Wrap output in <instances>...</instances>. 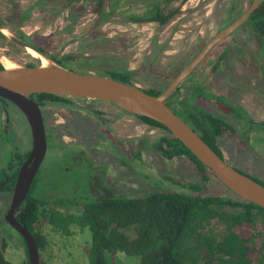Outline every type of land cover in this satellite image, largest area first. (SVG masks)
Segmentation results:
<instances>
[{"label":"flooded vegetation","instance_id":"obj_1","mask_svg":"<svg viewBox=\"0 0 264 264\" xmlns=\"http://www.w3.org/2000/svg\"><path fill=\"white\" fill-rule=\"evenodd\" d=\"M192 1L126 0L124 1L125 4L127 3L125 6L115 10V14L120 17V25H150L156 28L150 48L153 55L148 58L154 62L149 63L147 69L153 68L154 72L168 76L167 78L171 81L164 91L174 80L171 77L181 68L179 64L182 61H190L186 65L188 66L212 38L233 23L229 19L235 11H239L237 6L235 8L231 5L233 2H237L238 6L241 5L242 11L253 3L250 4L251 0H199L197 5L191 6ZM113 4L114 0H105V11L110 12ZM14 10V17H17L15 21L13 16H5L0 13V28L9 31L36 49L42 48L32 35L26 34L24 14L17 13V9ZM154 10H157L158 19L149 21H142L141 17L140 19L136 17L135 20L130 19L133 14L143 15L147 11L153 12ZM246 36H249L248 38H251L256 44V53L260 58L264 53V43L256 38L246 22L230 36L223 39L206 56L197 66L196 71L180 84L176 96L184 94L187 97L192 92V86H196L202 81L204 84H200L204 86L205 91L221 94L228 101V104L222 107L215 101L206 102V107H201L208 112L222 116L235 129V132L230 136L218 137L217 148L221 153L220 157L239 172L264 185L263 177L258 175V173L261 174L260 166L245 163L241 156V154L252 153L259 161L264 159V149L262 148L260 152L257 151L260 149L258 144L262 140L264 143V136H262L264 134V69L251 70L252 65L249 62L252 60L254 52L249 51ZM174 43L189 47L182 49L183 51L179 54H168V51L173 50ZM0 50H4L3 56L7 59H24L26 55L22 51L25 50L22 45L2 33H0ZM165 59L174 62L169 64L170 68L166 70L167 74L162 73V70L165 71L164 67L157 66L160 65L159 61ZM233 60L239 61L241 66L246 69L249 78L252 76L253 80L236 87L231 86L229 93L227 90L219 88L220 86L216 84L217 81L214 84L213 81L218 70L219 72L223 70L221 63L218 66V62L227 64L226 62ZM207 61H210L209 64ZM0 64L3 66L1 61ZM24 64L27 67L31 65V63ZM186 66H183L182 70ZM225 66V71L231 72V69L227 65ZM155 69H161V71H155ZM129 70L133 71L134 77H136L137 70ZM197 77H203L204 80H199ZM189 78H193L190 84L187 83ZM241 93L252 95L254 106L251 107L246 96L242 97ZM176 96L169 103L175 112L179 110ZM54 97H41L37 100L31 98L40 109L47 140L46 155L34 177L31 188L35 187L43 192L51 190L49 201H45V203H51V208L60 211L77 210L81 206V202L89 197L91 191L99 198H105L123 195L137 196L172 187L167 181L160 180V178L164 180V176L167 174L161 173L158 178L160 181L155 182L157 184L154 183L155 187L152 191L141 194L134 191L137 187L139 164L147 160L145 153L148 148L155 150L154 142L156 140L148 137L145 144L139 146L138 128L141 121L139 115L123 110L114 104L90 98ZM13 109L22 115L24 121L22 124L14 120L16 112ZM0 116L4 119L0 126L2 130V134H0V166L8 168L17 164L20 172L32 149L30 125L24 113L9 101H0ZM141 122L148 128L152 127ZM23 133L30 139V146L26 149H22L17 140L18 136ZM224 139L233 142L232 158L225 156L226 148L224 149L221 144ZM178 158L180 157L174 159ZM243 165L249 169L241 168ZM144 177L150 178L148 175ZM66 185L67 187H64ZM63 189L68 191H63ZM66 205L73 207L65 208Z\"/></svg>","mask_w":264,"mask_h":264},{"label":"trees","instance_id":"obj_2","mask_svg":"<svg viewBox=\"0 0 264 264\" xmlns=\"http://www.w3.org/2000/svg\"><path fill=\"white\" fill-rule=\"evenodd\" d=\"M91 0H63L64 8L79 2ZM73 2V3H72ZM97 23L104 22L116 13L118 1L106 12L105 0H93ZM253 2L251 0L250 4ZM229 21H236L245 11L241 5ZM25 17V16H23ZM158 19L157 10L147 11L143 15H131L135 20ZM252 33L264 43V0L248 20ZM94 32L93 29L89 32ZM87 34V35H89ZM55 63L79 74H90L93 67L91 60H79L74 55L50 56L43 48H37ZM189 62L186 63V65ZM221 61L218 62V66ZM184 65V66H186ZM28 67H34L33 64ZM183 66L172 76V80L182 71ZM4 67L0 64V70ZM101 70H96L100 74ZM104 75L122 83L139 87L134 72L127 67L118 70H102ZM190 79V78H189ZM188 79V80H189ZM187 80V81H188ZM192 85V84H191ZM168 86V85H167ZM162 89L145 86L139 89L149 95L159 96ZM192 92L183 95L178 101L179 110L175 112L189 127L219 155L217 139L222 135L230 136L235 132L229 122L222 116L204 110L198 105L199 100L215 101L221 107L228 104L221 94L208 92L200 83L192 86ZM30 98H55L48 94H34ZM240 110V108H239ZM141 121L164 132L154 142V149L167 160L187 157L197 166L202 181L209 183L219 181L215 175L202 164L171 132L158 122L138 116ZM263 142V140H262ZM19 165L8 168L0 166V193L12 195ZM172 185L169 189L137 196H112L99 198L91 191L77 210H58L51 208L49 190L46 194H37L35 187L19 207L16 218L35 238L40 250L45 249L46 239L43 226L66 237L74 234L90 233L87 240L90 264H112L113 257L121 252L130 257H141L143 264H264V209L248 202L231 190L227 193L204 195L197 183L188 186L165 175L164 180ZM48 199V200H46ZM65 208L73 207L66 205ZM210 226L222 224L228 228L221 239L203 233L205 223ZM74 230V231H73ZM22 238V237H21ZM23 240V238H22ZM191 240L192 244L188 245ZM90 242V243H89ZM27 249V245L23 240ZM5 248V247H3ZM0 264H11L6 260L4 251L0 252ZM41 264V263H40Z\"/></svg>","mask_w":264,"mask_h":264},{"label":"rangeland","instance_id":"obj_3","mask_svg":"<svg viewBox=\"0 0 264 264\" xmlns=\"http://www.w3.org/2000/svg\"><path fill=\"white\" fill-rule=\"evenodd\" d=\"M115 1L116 0H114V2ZM117 1V7L127 4L124 3L126 0ZM62 2L63 0H0V13L5 16H13V18H15L14 21L17 20V17H14L13 14L15 12L14 9H17V13L24 14L25 20H22L26 23L24 24L26 34L32 35L50 56H65L70 54L76 56L79 60L87 58L91 60V64L93 65L90 66L94 68V72H96V70H118L124 67L137 70L136 77L134 78L139 87L152 86L162 89L168 85L169 81H171L167 78L168 76L154 72L153 68L147 69L148 64L154 62L148 59L153 55L150 48L152 46V38L154 37L153 34L156 29L154 26L120 25V17L117 14L109 16L104 22L98 24L96 22V14L94 13L95 2H93V0L89 2L82 1L77 4L74 3L73 6L69 8H64L61 4ZM198 2L199 0H193L190 5L195 6ZM91 29H93L94 32L89 34ZM248 37L249 36L245 37L247 38L246 42H248L247 46H249L250 52H254L252 60L249 62L252 65L251 70L256 68L264 69V53H262L259 58L256 53V44ZM172 47L173 50L168 51V54H179L183 51L182 49H187L189 46L174 43ZM22 51L26 53L24 59H7L3 56L4 50H0V61L4 68L8 64L14 66H24V63H31L35 66H40L42 64L39 58L30 55L26 49ZM216 52L218 51L216 50ZM209 62L210 61H207L208 64ZM158 63L160 65L157 66L161 68L164 67L165 69V71L162 70V73L167 74L168 71L166 70L170 68L169 64L174 62L165 59ZM186 63L187 61H182L179 66L182 67L186 65ZM224 63L225 62H221L223 70L220 72L218 70V74L214 76L213 84L217 81L216 84L220 86L219 88L225 91L227 90V92L230 93L231 86L234 85L236 87L240 84L252 82L253 77L251 76L249 78L246 69L241 66L239 61L233 60L226 62L227 64ZM234 64L236 65L233 67ZM225 65L231 69V72L225 71ZM156 69L155 71H161V69ZM197 78L199 80H204L203 77V79ZM192 79L193 78L189 79L187 83H192ZM200 83H202V81ZM183 95L184 94H178L176 100L182 99ZM241 96H246L251 107L254 106L252 95L248 96L241 93ZM206 102L207 101L202 99L197 103L198 105L206 107ZM207 103H211V101ZM13 111L15 110L13 109ZM16 114L14 120L22 124V115L19 111H17ZM0 118L1 126V122H3L4 119L1 116ZM0 134H2L1 129ZM163 134L164 132L162 130L155 127L148 128L146 125L142 124L141 121L139 122V146L145 144L146 138L157 139ZM262 136H264V134ZM17 140L22 149H26L30 146V139L27 138L24 133L19 135ZM221 144L224 149L226 148L225 156L227 158H232L233 142L224 139L221 141ZM255 144H258V142H255ZM258 146L260 148L257 149L258 152H260L262 148L264 149L263 142L259 143ZM145 155L147 160L139 164L137 187L134 190L139 192V194L152 191L155 187L154 183L160 181L158 178L161 173L169 174L176 181L185 186L193 183L199 184L201 186L200 193L204 195H215L218 193H227V191H229L224 184L215 180L209 183L203 182L196 164L187 157H180L167 161L160 153L151 148H148ZM241 156L245 163L248 162L260 166L261 174L258 173V175L262 176L264 180V159L259 161L252 153H246L245 155L241 154ZM241 168L246 170L249 169L245 167V165L241 166ZM145 175H148L150 178H145ZM63 184L66 183L63 182ZM64 187H67V185ZM63 191L68 190L63 189ZM36 192L39 195L46 194L41 190H37ZM49 192H51V190H49ZM11 200L12 195L0 193V252L4 251L6 260L11 264H29V254L23 243L24 239L22 240L21 236L5 219L7 211L10 208ZM40 226H43L47 242L45 249L40 250L41 264H90L88 258L89 248L87 249L88 236L91 240L89 232L85 234L77 233L73 236L66 237L61 233L51 232V229L45 226V221L41 223ZM227 230L228 228L222 224L210 226L206 222L203 233L214 235L216 238L221 239L226 235ZM189 241L188 245H191L192 241ZM112 264L143 263L141 257H130L119 252L113 257Z\"/></svg>","mask_w":264,"mask_h":264},{"label":"water","instance_id":"obj_4","mask_svg":"<svg viewBox=\"0 0 264 264\" xmlns=\"http://www.w3.org/2000/svg\"><path fill=\"white\" fill-rule=\"evenodd\" d=\"M261 4L262 0H254L236 21L211 39L159 96L149 95L139 87L107 77L102 70L100 74L76 73L55 63L40 50L0 28V33L22 45L27 51L33 50L42 61L40 66L16 65L12 69L5 67L0 70V101H9L24 113L32 134L31 153L18 174L10 208L5 216L7 223L24 239L28 249L29 264H40V249L30 231L17 220L16 213L27 199L34 177L47 151L42 115L37 103L29 97L34 94L90 98L114 104L123 110L156 121L165 126L172 136L210 169L229 190L264 209V185L229 165L169 105L179 91L180 84L196 71L197 66L223 39L248 22ZM44 60L48 62L47 66H43Z\"/></svg>","mask_w":264,"mask_h":264},{"label":"bare ground","instance_id":"obj_5","mask_svg":"<svg viewBox=\"0 0 264 264\" xmlns=\"http://www.w3.org/2000/svg\"><path fill=\"white\" fill-rule=\"evenodd\" d=\"M28 52L35 58H39L40 56L38 54H36L33 50L29 49ZM48 65V62L46 60L43 61V66H47ZM16 66V65H15ZM14 65H11V64H8L6 65V68L8 69H12V68H15Z\"/></svg>","mask_w":264,"mask_h":264}]
</instances>
